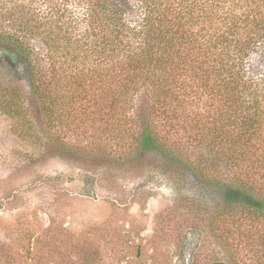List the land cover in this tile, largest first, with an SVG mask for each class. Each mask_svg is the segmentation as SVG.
Returning <instances> with one entry per match:
<instances>
[{"label": "rangeland", "instance_id": "1", "mask_svg": "<svg viewBox=\"0 0 264 264\" xmlns=\"http://www.w3.org/2000/svg\"><path fill=\"white\" fill-rule=\"evenodd\" d=\"M144 90L123 119L98 118L84 99L56 105L50 123L0 58V264H264V217L225 205L236 170L211 165L198 143L211 111L185 106L187 125L154 118L169 149L142 148L131 116Z\"/></svg>", "mask_w": 264, "mask_h": 264}, {"label": "trees", "instance_id": "2", "mask_svg": "<svg viewBox=\"0 0 264 264\" xmlns=\"http://www.w3.org/2000/svg\"><path fill=\"white\" fill-rule=\"evenodd\" d=\"M38 3L0 0V58L26 77L50 123L56 105L84 99L98 118L123 119L146 89L149 103L131 116L139 145L165 151L154 118L187 125L185 106L202 103L204 160L236 170L222 183L225 205L264 217V0Z\"/></svg>", "mask_w": 264, "mask_h": 264}]
</instances>
